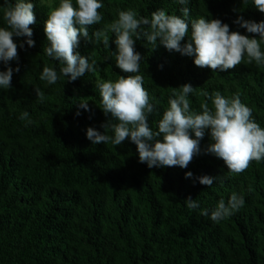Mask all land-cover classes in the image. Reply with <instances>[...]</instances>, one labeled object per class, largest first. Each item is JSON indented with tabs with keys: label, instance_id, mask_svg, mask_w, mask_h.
Returning a JSON list of instances; mask_svg holds the SVG:
<instances>
[{
	"label": "trees",
	"instance_id": "trees-1",
	"mask_svg": "<svg viewBox=\"0 0 264 264\" xmlns=\"http://www.w3.org/2000/svg\"><path fill=\"white\" fill-rule=\"evenodd\" d=\"M32 2L36 22L29 27L35 46H18L19 62L10 66L20 71L14 72L9 89H0V264H264V161L253 160L242 173L230 174L221 159L206 154L207 134L201 154L186 169L148 168L130 139L120 146L93 145L87 128L104 133L101 125L112 119L98 107L96 81L129 75L106 59L116 52L115 35L109 33L108 50L102 43L80 41L77 50L97 62V73L46 86L39 79L43 67L55 64L58 70L60 65L43 54L48 7ZM103 2L104 20L89 26L90 36L115 19L118 9L151 18L159 8L182 15L183 7L172 0ZM187 6L191 18L220 19L242 35L255 36L234 23L239 16L264 21L251 0H191ZM4 23L0 14V26ZM26 39L13 38L18 45ZM135 50L142 58L143 87L161 116L172 89L191 84L193 110H200L205 91L239 94L264 127V66L245 58L233 69L214 72L163 46L151 49L143 39ZM0 70H6L2 64ZM81 100L89 111L79 107ZM25 111L34 121L28 127L19 119ZM159 118L152 115L150 126L155 128ZM186 172L193 178L185 179ZM204 175L219 179L208 188L195 179ZM233 192L243 194L245 203L229 218L213 222L201 214L221 199L227 202ZM189 196L200 208L186 207Z\"/></svg>",
	"mask_w": 264,
	"mask_h": 264
},
{
	"label": "clouds",
	"instance_id": "clouds-1",
	"mask_svg": "<svg viewBox=\"0 0 264 264\" xmlns=\"http://www.w3.org/2000/svg\"><path fill=\"white\" fill-rule=\"evenodd\" d=\"M251 2L264 13V0ZM39 3L48 7L44 25L48 46L43 54L51 61H59L60 65L58 70L55 64L43 67L39 79L46 82V86L56 85L62 79L74 82L88 73H97V62L91 60L90 63L91 58L82 56L77 50L80 41L85 39L94 45L102 43L108 50L109 33L115 35L116 52H109L106 59H114L116 68L129 75H120L116 80L96 81L95 88L101 98L98 107L112 119L101 125L104 133L87 128L86 138L93 145L111 143L120 146L130 139L137 147L139 162L148 168L178 166L186 169L193 157L201 154L200 142L207 134L211 142L206 154L221 159L230 174L242 173L253 160L264 161V127L255 120L252 109L242 102L239 94L226 97L219 91L212 94L205 91V102L197 111L192 109L189 99L195 89L191 84H185L179 90L172 89L168 106L161 116L143 87L142 58L135 50L136 42L143 39L151 49L163 46L169 52L193 57L195 66L214 72L233 69L245 58L249 64L255 62L257 66H264V21L257 23L239 16L234 23L247 33L255 34L242 35L239 31H230L229 25L220 19L191 18L187 6L191 0H172V3L183 6L180 9L182 15H169L165 9L159 8L149 18L138 15L133 9H118L115 19L90 36L89 26L104 20L99 11L105 6L103 0H59L58 4L55 0H39ZM248 3L249 0H243V4ZM34 7L32 0H15V3L4 0L0 6L5 22L0 26V64L6 69L0 70V89H9L14 72L20 71L19 67L13 69L10 66V62H19L18 46L21 49L25 43L29 48L35 46L33 31L29 27L36 22ZM14 37L27 39L18 45ZM186 37L187 42L182 44ZM36 92L43 96L40 89ZM79 107L89 111L86 100H81ZM152 115L160 117L154 121L155 128L149 124ZM19 119L26 122L25 127L34 124L27 111ZM191 178L193 173L186 172L185 179ZM195 179L210 188L219 177L204 175ZM184 203L190 210L200 208L191 196ZM244 203L243 194L233 192L227 202L221 199L215 208L204 209L201 214L219 222L229 218Z\"/></svg>",
	"mask_w": 264,
	"mask_h": 264
}]
</instances>
